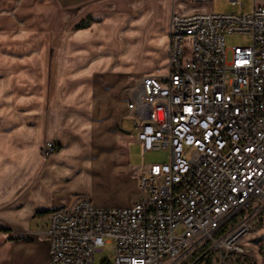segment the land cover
Instances as JSON below:
<instances>
[{"label": "built area", "instance_id": "1", "mask_svg": "<svg viewBox=\"0 0 264 264\" xmlns=\"http://www.w3.org/2000/svg\"><path fill=\"white\" fill-rule=\"evenodd\" d=\"M228 34L241 43L228 48ZM168 39L165 70L124 90L143 157L166 151L168 161L140 172L130 206L103 208L82 195L52 210L50 264H96L107 245L112 258L102 264H174L191 247L203 249L195 263L256 255L243 239L264 224V0L242 13L172 0Z\"/></svg>", "mask_w": 264, "mask_h": 264}, {"label": "crops", "instance_id": "2", "mask_svg": "<svg viewBox=\"0 0 264 264\" xmlns=\"http://www.w3.org/2000/svg\"><path fill=\"white\" fill-rule=\"evenodd\" d=\"M82 1L61 0L68 8ZM140 3L129 43L135 51L149 37V62L165 70L172 0ZM83 64L0 58V264H50V212L82 196L85 179L102 176L115 184L139 186L140 173L130 165L129 154L138 141L125 128L126 120L131 123L122 94L126 78L102 75L98 70L103 63ZM70 67L83 70H62ZM146 73L137 74L130 86ZM53 140L68 145L43 157L42 148ZM95 203L103 208L133 204Z\"/></svg>", "mask_w": 264, "mask_h": 264}, {"label": "rangeland", "instance_id": "3", "mask_svg": "<svg viewBox=\"0 0 264 264\" xmlns=\"http://www.w3.org/2000/svg\"><path fill=\"white\" fill-rule=\"evenodd\" d=\"M241 1L246 3L244 9L239 3L232 4L230 0H213V11L215 13L250 12L253 8V0ZM100 2L103 5L98 7ZM138 4L141 5L140 0H83L80 5L68 8L61 0H0V58L21 61L48 59L80 62L85 63L83 64L85 68L93 65L94 62L103 63L98 70L102 75L106 73L116 79L126 78L127 83L122 88L123 94L125 88L132 85L139 77L137 74L158 72L164 66H155V63L149 62L150 53L147 49L151 41H146L149 37L143 40V47L141 44L135 47L139 55L133 54L135 53L132 50L133 43L129 42L132 41L130 36L134 34L133 28L136 27V20L140 16V11L137 12ZM241 41V36L237 34L226 35L228 48L240 44ZM78 47L84 48L78 50ZM53 70L60 69L53 68ZM62 70L78 72L83 69L70 67ZM68 77L67 81L71 83L72 79ZM125 128L132 130L131 123L127 120ZM50 143L59 146V149L50 155L60 152L68 145L66 141L61 144L53 140L42 148L43 157L50 156L43 152ZM129 154L130 165L138 169L139 173L150 163L168 161L166 151L147 152L143 157L139 143L130 145ZM83 182L82 195H87L96 206L95 200L98 199L106 201L109 205H125L129 202L135 203L141 196L139 186L132 183L115 184L113 180L104 179L102 176L98 180L87 178ZM263 226L262 222L259 223L243 239L244 243L250 244L258 236L261 238L254 247L256 255L253 258L239 254L223 256L211 254L202 256L200 261L195 263L198 256L203 253V249L191 247L176 258L174 264H264ZM111 258L112 253L108 245L102 251L95 253L96 264H102Z\"/></svg>", "mask_w": 264, "mask_h": 264}, {"label": "water", "instance_id": "4", "mask_svg": "<svg viewBox=\"0 0 264 264\" xmlns=\"http://www.w3.org/2000/svg\"><path fill=\"white\" fill-rule=\"evenodd\" d=\"M261 240V238H256L253 240L254 243H258Z\"/></svg>", "mask_w": 264, "mask_h": 264}, {"label": "trees", "instance_id": "5", "mask_svg": "<svg viewBox=\"0 0 264 264\" xmlns=\"http://www.w3.org/2000/svg\"><path fill=\"white\" fill-rule=\"evenodd\" d=\"M259 238V237H258Z\"/></svg>", "mask_w": 264, "mask_h": 264}]
</instances>
